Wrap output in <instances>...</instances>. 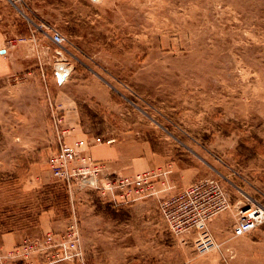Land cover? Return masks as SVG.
<instances>
[{
	"label": "rangeland",
	"instance_id": "rangeland-1",
	"mask_svg": "<svg viewBox=\"0 0 264 264\" xmlns=\"http://www.w3.org/2000/svg\"><path fill=\"white\" fill-rule=\"evenodd\" d=\"M56 111L131 156L149 144V170H170L176 190L220 180L231 206L209 221L217 246L172 234L155 199L112 207L55 182ZM251 202L264 206V0H0V246L17 237L0 262L36 239L5 264L45 263L42 239L75 221L82 259L53 264H264V224L231 235Z\"/></svg>",
	"mask_w": 264,
	"mask_h": 264
},
{
	"label": "built area",
	"instance_id": "built-area-1",
	"mask_svg": "<svg viewBox=\"0 0 264 264\" xmlns=\"http://www.w3.org/2000/svg\"><path fill=\"white\" fill-rule=\"evenodd\" d=\"M8 1L15 3L18 0ZM47 33L50 43L56 47L62 46L64 38L57 30L48 29ZM68 70H57L54 73L55 81L65 82L69 75ZM52 121L56 140L54 150L49 153L46 164L55 182L69 193L92 189L100 196H105L112 207L147 198L155 199L158 212L172 234L179 237L190 235L189 238L196 250L201 253L217 246L209 231L208 223L211 218L231 206L229 194L220 180L208 178L176 190L174 183L168 179L170 173L168 169L144 170L133 175L116 171L108 172L102 161L94 160L85 151L93 145L110 144L113 138L93 136L68 142L66 139L72 136L74 128L65 126L58 111L52 114ZM239 203L241 201L236 202V205ZM262 224H264L263 205L256 202L239 205L236 208V219L231 235L243 236ZM35 241L36 239L24 241L23 246L16 248L14 253L6 255L0 264H5L7 261L14 262V258H18L19 262L27 260L29 251L26 244L32 248L31 243L38 244ZM37 250L45 254L46 261L43 264L80 261L82 251L75 221L62 234H46ZM30 262L26 263L34 264L33 261Z\"/></svg>",
	"mask_w": 264,
	"mask_h": 264
},
{
	"label": "crops",
	"instance_id": "crops-1",
	"mask_svg": "<svg viewBox=\"0 0 264 264\" xmlns=\"http://www.w3.org/2000/svg\"><path fill=\"white\" fill-rule=\"evenodd\" d=\"M64 120L66 123L67 122L69 123V121H67L66 119ZM73 134H72L73 136H69L66 139L68 142H72L74 139L76 140V139L92 138V137H86L87 134L81 131V128H79L76 125V121H75V129L73 130ZM106 138H113L114 140L110 144L93 145L89 147L85 152L88 155H90L94 160L102 161L108 172L116 171L122 174L133 175L137 172L143 170H149L155 167L156 165H159L158 161L155 160L157 159L155 157L157 154L155 153V151H153V149L149 144L144 142L141 143L139 145L141 148V152L139 154L137 153L136 155L131 156L127 154V151L125 150L121 141H116V139L111 136ZM188 169L189 167L183 168V170L185 171ZM16 241H17L16 235L10 233L3 235L2 244L0 246V253H5V251L9 250L16 243Z\"/></svg>",
	"mask_w": 264,
	"mask_h": 264
},
{
	"label": "water",
	"instance_id": "water-1",
	"mask_svg": "<svg viewBox=\"0 0 264 264\" xmlns=\"http://www.w3.org/2000/svg\"><path fill=\"white\" fill-rule=\"evenodd\" d=\"M2 52H4V51H2Z\"/></svg>",
	"mask_w": 264,
	"mask_h": 264
}]
</instances>
